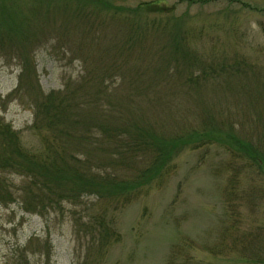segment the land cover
I'll return each mask as SVG.
<instances>
[{
	"label": "rangeland",
	"instance_id": "obj_1",
	"mask_svg": "<svg viewBox=\"0 0 264 264\" xmlns=\"http://www.w3.org/2000/svg\"><path fill=\"white\" fill-rule=\"evenodd\" d=\"M86 1L0 0V25L6 24L1 8L5 3L9 6L13 2L19 11L16 19H7L15 24L12 37L0 40V121L19 132L25 150L43 148L44 134L32 129L34 112L24 93L11 96L19 85L23 62L29 59L45 93L63 89L69 81L78 82L89 71H101L112 54L119 57L115 61L123 63L127 72L125 64L134 66L139 60H125L120 53H112L107 44L118 43L120 48L128 40L125 34L129 28H145L146 18L151 16L146 14L147 8L141 10L139 6L155 2L173 8L167 17L179 20L188 34L186 51L189 49L199 61L227 54L249 65L247 76L233 86L243 90L242 82L247 80L248 91L241 94L245 98L247 92H255L249 103L232 99L230 93L216 90L212 83L202 90L194 88L201 109L186 111L185 118L198 125L203 122L199 114L206 111L214 128H233L234 134L249 142L264 159V0H112L114 6L126 10L119 21L113 22V4L104 7L101 3L102 8ZM176 25L174 22L170 28ZM23 29L33 41L19 38ZM150 32L147 39L152 50L145 62L148 75L163 63L162 58L174 52L170 45L164 51L156 46L157 40L163 44L171 38ZM183 61L178 60L171 71V81L178 87L193 70L190 61ZM121 74H115L112 87L123 85ZM186 97L181 95L175 111L180 105L193 104L190 99L185 101ZM140 104V110H144L147 104ZM154 108L146 110L151 119L170 123L167 114L162 121L163 109ZM226 145L182 150L169 177L155 182L137 200L114 212L120 239L109 247L101 263L166 264L171 251L178 248L182 250L179 260L192 258L188 264H238L239 247L254 243V235L264 240V173L257 172L259 165L249 164L246 153H237ZM6 178L12 186L23 182L18 175ZM70 209L65 206L63 214L50 213L44 218L27 213L17 201H0V264H82L87 255L91 259L94 252L88 249L87 239H79ZM227 226L234 227L232 235H242L236 250L234 237L222 235Z\"/></svg>",
	"mask_w": 264,
	"mask_h": 264
},
{
	"label": "trees",
	"instance_id": "obj_2",
	"mask_svg": "<svg viewBox=\"0 0 264 264\" xmlns=\"http://www.w3.org/2000/svg\"><path fill=\"white\" fill-rule=\"evenodd\" d=\"M88 1L102 8L113 4L116 8L112 22L119 21L126 13L125 8L114 6L112 0ZM207 1L212 0H204ZM101 3H105L104 7ZM5 4L1 8L6 24L0 25V40L12 37L15 24L11 25L7 19H16L19 13L13 2L9 6ZM162 5L167 4H141L140 9L147 8L148 13L144 12L151 16L146 18L145 28H129L125 34L128 40L120 48L118 43L107 44L112 53H120L125 60L131 57L139 60L134 66L125 64L127 72L123 70V63L115 61L119 57L112 54V60L101 71H89L78 82L69 81L63 89L45 93L29 59L23 62L19 85L11 96L24 93L34 112L32 129L44 134L43 148L36 152L25 150L19 132L0 121V201H17L27 213L44 218L50 213L63 214L65 206H70L79 239H87L88 249L94 252L82 264H103L109 247L120 239L114 212L137 200L155 182L169 177L176 169L174 160L182 150L226 142L225 147L246 153L251 160L249 164L259 165L257 172L264 173V159L249 142L236 136L233 128L227 131L221 126L214 128L206 111L199 114L203 119L201 124L195 125L191 118H185L186 111L190 113L201 105L194 88L202 90L212 83L216 90L230 93L232 99L249 103L255 92H247L245 98L241 94L247 90V80L242 82L243 90L234 88L239 78L249 73V65L227 54L199 61L189 49L186 51L184 42L188 34L179 20L167 17L173 8ZM174 22L178 25L170 28ZM151 30L165 39L171 38V42L163 44L157 40L158 50L164 51L170 45L174 52L162 58L163 63L148 75L145 62L152 50L147 39ZM26 33L23 29L19 38L23 42L33 41ZM180 59L184 63L190 61L193 70L178 87L171 81V71ZM196 70L199 74H195ZM120 72L125 86L112 87L117 79L115 74ZM181 95L193 104L180 105V110L175 111ZM140 103L147 104L144 110H140ZM154 106L164 110L162 121L166 114L170 116V123L155 122L146 114V110L155 111ZM9 174L22 177L23 182L12 186L6 178ZM227 227L222 235L234 237L232 245L236 250L239 241H243L242 235H232L234 227ZM253 237L254 243L243 244L236 250L241 256L236 262L264 264V240L257 235ZM227 251L228 248L224 252ZM180 252L178 248L172 250L166 264H188L192 258L179 260Z\"/></svg>",
	"mask_w": 264,
	"mask_h": 264
}]
</instances>
